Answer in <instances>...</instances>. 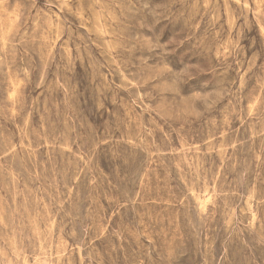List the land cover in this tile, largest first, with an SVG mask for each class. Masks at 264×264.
<instances>
[{
	"label": "rangeland",
	"instance_id": "374dc122",
	"mask_svg": "<svg viewBox=\"0 0 264 264\" xmlns=\"http://www.w3.org/2000/svg\"><path fill=\"white\" fill-rule=\"evenodd\" d=\"M0 264H264V0H0Z\"/></svg>",
	"mask_w": 264,
	"mask_h": 264
}]
</instances>
